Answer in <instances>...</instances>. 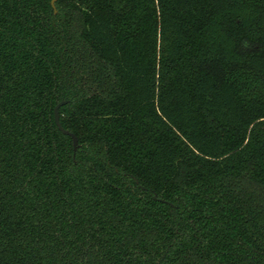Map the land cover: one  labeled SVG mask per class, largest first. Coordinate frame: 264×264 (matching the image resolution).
Masks as SVG:
<instances>
[{
  "label": "trees",
  "instance_id": "1",
  "mask_svg": "<svg viewBox=\"0 0 264 264\" xmlns=\"http://www.w3.org/2000/svg\"><path fill=\"white\" fill-rule=\"evenodd\" d=\"M51 1L0 0V264H264V0Z\"/></svg>",
  "mask_w": 264,
  "mask_h": 264
},
{
  "label": "water",
  "instance_id": "2",
  "mask_svg": "<svg viewBox=\"0 0 264 264\" xmlns=\"http://www.w3.org/2000/svg\"><path fill=\"white\" fill-rule=\"evenodd\" d=\"M54 1H55V0H53L52 3H51V6H52V7L54 6V5H53V2H54ZM65 103H66V101H61V102H59V103L55 106V108H54V121H55V124H56L58 130H59L62 134L67 135V136H69V137L71 138V140H72V145H73V150L75 151L76 148H77V146H78L77 138L75 137L74 134H72V133H70V132L64 130V129L61 127L60 122H59V114H58V110H59V108H60L63 104H65Z\"/></svg>",
  "mask_w": 264,
  "mask_h": 264
},
{
  "label": "flooded vegetation",
  "instance_id": "3",
  "mask_svg": "<svg viewBox=\"0 0 264 264\" xmlns=\"http://www.w3.org/2000/svg\"><path fill=\"white\" fill-rule=\"evenodd\" d=\"M52 1H53V0H52ZM52 1H51V3H52ZM55 1H56V0H55ZM55 1H54V2H55ZM54 2H53V5H54ZM53 8H54V6H53Z\"/></svg>",
  "mask_w": 264,
  "mask_h": 264
}]
</instances>
